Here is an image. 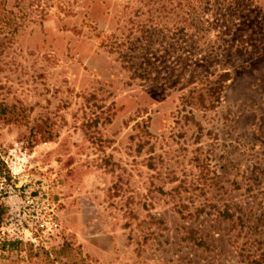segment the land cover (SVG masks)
<instances>
[{
  "label": "rangeland",
  "instance_id": "374dc122",
  "mask_svg": "<svg viewBox=\"0 0 264 264\" xmlns=\"http://www.w3.org/2000/svg\"><path fill=\"white\" fill-rule=\"evenodd\" d=\"M0 105V264H264V0H0Z\"/></svg>",
  "mask_w": 264,
  "mask_h": 264
},
{
  "label": "built area",
  "instance_id": "2783aa9c",
  "mask_svg": "<svg viewBox=\"0 0 264 264\" xmlns=\"http://www.w3.org/2000/svg\"><path fill=\"white\" fill-rule=\"evenodd\" d=\"M31 191L10 187L6 200L7 216L0 226L1 238L7 241H35L38 232L44 235L59 230L55 203L51 201L48 190L36 185Z\"/></svg>",
  "mask_w": 264,
  "mask_h": 264
},
{
  "label": "trees",
  "instance_id": "16d2710c",
  "mask_svg": "<svg viewBox=\"0 0 264 264\" xmlns=\"http://www.w3.org/2000/svg\"><path fill=\"white\" fill-rule=\"evenodd\" d=\"M5 111H6V108L2 107V105H0V113L3 114V113H5ZM4 167H5V165H4L3 161L0 158V178H4L5 177L4 176L5 175ZM5 213H6L5 207L2 204H0V224L2 222V219H3L4 215H5ZM0 244H1V248L2 247L3 248L8 247L10 249H15L17 247V245L22 244V242L21 241H6V240H2L1 241V238H0ZM78 264H84V263L80 262ZM85 264H88V263H85Z\"/></svg>",
  "mask_w": 264,
  "mask_h": 264
}]
</instances>
